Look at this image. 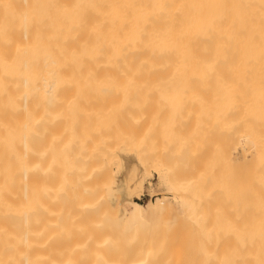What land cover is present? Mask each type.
Returning <instances> with one entry per match:
<instances>
[{
	"label": "bare ground",
	"instance_id": "obj_1",
	"mask_svg": "<svg viewBox=\"0 0 264 264\" xmlns=\"http://www.w3.org/2000/svg\"><path fill=\"white\" fill-rule=\"evenodd\" d=\"M163 98L173 129L203 132L208 170L198 147L168 148L203 171L187 187H212L217 208L189 200L188 236L168 239V199L124 200L111 233L107 192L68 176L105 172L121 151L150 161ZM135 156L122 176L140 183ZM0 264H264V0H0Z\"/></svg>",
	"mask_w": 264,
	"mask_h": 264
},
{
	"label": "rangeland",
	"instance_id": "obj_2",
	"mask_svg": "<svg viewBox=\"0 0 264 264\" xmlns=\"http://www.w3.org/2000/svg\"><path fill=\"white\" fill-rule=\"evenodd\" d=\"M169 99L163 98L158 101L164 102L166 105L165 108H167L168 111L163 109L162 113H158L159 115L156 116V120L159 121L156 123V146L155 149L152 147H143L142 151L140 152L141 155L144 158H150V161H146L144 163H141L140 157H137V154L131 152V151H121V155L116 156L113 153L108 155V160L106 161L107 165V170L105 172H99V173H94L91 175H79V177L76 176H68L70 179H76L78 185H77V192H81L82 190L86 189L88 186L92 187H98L99 186L102 190L101 192H107V198H106V205L103 207L108 208L106 211V215L104 216V221L108 224V228L110 229L111 233L118 232V225L124 224V221H119L116 219L115 214L113 213L116 204L120 201L124 200H132V201H137L140 202L144 205H148L151 203H156L159 199H168L169 202L167 204V208L164 210V215L162 216L163 219H161L163 223V226H167L172 229V233L167 236L168 239H176L179 237H185L188 236V230H189V214L192 213L189 209V206H192L189 202L193 200L194 206H199L200 209H206L209 212L212 210H215L217 208V194L216 192L212 189V187L208 188V186H202V185H197L196 188L191 189L193 192L192 195L189 196V193H186L187 190H190L189 187H192L191 181L194 176H189L188 170L194 171L193 173L197 174H202L199 173L200 170H208V153L204 152L199 146L198 147V158L197 161L193 165H189L193 161L189 159H185L184 157L180 156V153L176 151L174 148L175 152L173 155L170 157L167 156L166 154L169 155L168 152H170V148H168L170 143L174 144L173 146H177L176 142H179L181 144H186L187 145H192V147H196L195 145L193 146V142L200 143L201 138L203 137V132L200 130H196L195 136L193 135V132L195 130L190 129V125H183L181 128H175L173 129V126H170V114L172 111H170L168 106V101ZM167 102V103H166ZM168 106V107H167ZM165 110V112H164ZM172 110V108H171ZM162 111V110H161ZM159 111V112H161ZM164 114V115H163ZM161 117V118H160ZM158 118V119H157ZM160 118V119H159ZM164 124V125H163ZM202 125V124H201ZM199 125L202 129L203 126ZM198 126V127H199ZM194 128V127H193ZM197 128V127H196ZM112 128L108 129L109 132L104 131L103 134H106V138H112ZM115 129H119L121 132V135L123 133H126L127 140H129V143L137 146L140 141H138V138L134 135L135 131L134 128H130V126L127 123H121L120 125L116 126ZM165 129V130H164ZM169 129V130H167ZM178 129V130H177ZM193 130V132H192ZM171 131V132H170ZM200 131V133H199ZM134 135V136H128L127 135ZM163 134V135H162ZM165 134V135H164ZM167 134V136H166ZM172 134V135H171ZM171 135V136H169ZM193 135V136H192ZM198 135L200 137H198ZM164 136V137H163ZM173 136V137H172ZM167 137V139H166ZM196 137V138H195ZM164 138V139H162ZM171 138V139H170ZM169 140V141H168ZM215 138L213 140H210L211 142L215 143ZM183 141V142H182ZM167 144H166V143ZM186 142V143H185ZM192 142V143H191ZM178 143V144H179ZM163 144V145H162ZM166 146L164 147V145ZM197 144V143H196ZM158 145V146H157ZM172 147V146H171ZM196 147V148H197ZM169 149V150H168ZM163 150V151H162ZM167 152H166V151ZM171 150V151H174ZM162 151V154L160 153ZM211 152L215 153L216 150H211ZM124 154V155H123ZM134 154V155H133ZM129 156L131 155L133 158L135 156V161L136 163L139 164V166L142 169V181L140 180V183L138 182V172L137 171H132L130 174L126 176H122L124 169H125V160L123 156ZM180 157V158H179ZM123 158V160H122ZM138 158V159H137ZM189 160V161H188ZM164 164V166H170L168 168V171L172 173L173 178H171V182L169 183L168 179H161L159 174H158V168H160V163ZM169 162V164H168ZM124 163V164H123ZM189 163V164H187ZM168 164V165H167ZM193 164V163H192ZM160 165V166H158ZM200 166L202 169L199 171H195V167ZM190 166V167H188ZM194 168H193V167ZM162 167V166H161ZM165 168V169H167ZM171 168V169H170ZM189 168V169H188ZM191 168V169H190ZM170 169V170H169ZM167 171V172H168ZM192 174V173H191ZM194 174V175H195ZM171 175V174H170ZM188 175V176H187ZM191 183V184H190ZM189 185V187H187ZM211 185V183H210ZM112 187V188H111ZM204 187V188H203ZM111 188V189H110ZM63 189L71 190L69 186H64ZM190 190V191H191ZM175 191V192H174ZM92 192H95L93 190ZM182 193L183 196H180L179 193ZM99 193V192H96ZM98 195V194H97ZM192 196V199H191ZM95 197V195H94ZM188 199V200H187ZM181 200L187 201V203H182ZM80 203L76 204H69L68 202H65L62 204L61 207V214L62 216H66L67 222H70L71 215L73 214V221H82L80 216H82V213L77 210L76 206H79ZM121 208L124 207H130V203H126V201L123 202V206H120ZM141 213L145 217V219L150 220L152 218L156 217V214H151L150 207H145L143 210H141ZM69 215V217H67ZM108 215V217H107ZM165 216V217H164ZM191 218V217H190ZM192 219V218H191ZM124 228V226H123ZM125 231H129L128 229H124Z\"/></svg>",
	"mask_w": 264,
	"mask_h": 264
}]
</instances>
